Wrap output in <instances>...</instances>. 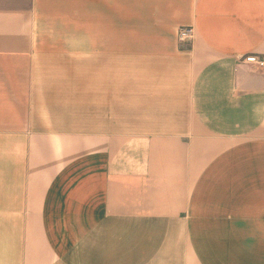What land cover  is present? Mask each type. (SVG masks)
<instances>
[{"label": "crops", "instance_id": "obj_1", "mask_svg": "<svg viewBox=\"0 0 264 264\" xmlns=\"http://www.w3.org/2000/svg\"><path fill=\"white\" fill-rule=\"evenodd\" d=\"M249 54L264 0H0V264H264Z\"/></svg>", "mask_w": 264, "mask_h": 264}, {"label": "built area", "instance_id": "obj_2", "mask_svg": "<svg viewBox=\"0 0 264 264\" xmlns=\"http://www.w3.org/2000/svg\"><path fill=\"white\" fill-rule=\"evenodd\" d=\"M193 36V28L182 27L178 31V41L180 44L188 43ZM241 62L258 70L264 69V55L249 54L241 58Z\"/></svg>", "mask_w": 264, "mask_h": 264}]
</instances>
